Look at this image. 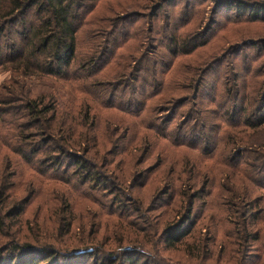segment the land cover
Listing matches in <instances>:
<instances>
[{
  "label": "trees",
  "instance_id": "obj_1",
  "mask_svg": "<svg viewBox=\"0 0 264 264\" xmlns=\"http://www.w3.org/2000/svg\"><path fill=\"white\" fill-rule=\"evenodd\" d=\"M103 1L0 0V72L10 74V79L0 86V236L5 238L0 241V264H69L73 261H76L75 264L78 261L87 264L83 261L85 259L88 264L154 263L153 260L152 263L149 261L150 255L145 256L141 251L149 242L152 243L150 236L146 235L149 225L139 229L127 223L134 231L135 238L116 241L120 244L114 252L94 244H80L79 249L68 250L74 246L73 243L62 251L57 247L59 242L56 243V240L51 243L41 241L39 237H34L33 242L17 239L15 233L9 232L12 226L9 220L23 214L24 205L29 200L16 201L8 191L12 187V167L29 170L38 177L34 180L36 184L47 181L82 190L80 200L96 202L104 216H115L119 222L125 221L124 218H128L133 211L130 207L133 202L122 189L125 185L124 174L135 182L140 179L145 181V175L157 172L155 183L168 185L153 200L159 201L162 206H171L173 202L177 216L176 221L167 222L160 233L154 231L158 237L155 247L173 250L191 236L195 222L191 218L197 203L201 201L200 207H206L204 200L209 197L207 186L211 172L209 167L205 168L203 161L215 160L217 165L212 169L219 177L222 172L232 174L241 185L240 190L235 184L219 188L223 205L232 210L231 214L242 225L241 234L236 231L237 245L242 249L239 252L241 259L254 250L255 245L258 248V243L264 247V236L249 233V228L256 229L257 234L261 233L258 218L264 214L263 202L260 197L253 196L243 181L245 177L248 183L264 188V145L257 146L262 151L249 150L252 148L249 145L250 137L264 131V92L260 95L259 87L251 95L250 92L243 94L241 105L237 107L235 102L240 93L235 88L224 87L221 94L223 102L208 113L221 124L212 125L209 117L194 106L205 71L187 68L190 63H186L184 72L176 69L170 75L169 84L164 82L162 77L169 73L177 60L189 57L207 43L200 40L204 34L201 32L185 39L170 35L168 43L161 42L163 32L157 22L158 13L164 6L177 0L149 3V17L154 21L146 30L148 36L145 39L151 41L152 51L145 52L136 60L129 57L125 46L134 40L135 35L124 29L128 28L127 25L120 27V24L130 22V16L112 20L110 31L104 32L99 41L88 38L90 41L82 52L78 34L85 26L86 15ZM207 1L214 3L215 10L224 6L233 10L237 21H241L243 13H246L245 21L264 22V1ZM140 16L135 22L142 20L146 14ZM141 30L136 35V42L142 38L144 30ZM263 43L250 44L256 48L257 56L264 54ZM236 48L240 50L242 47ZM117 50H122L119 56L116 55ZM107 65L109 69L103 70ZM191 69L193 72L188 73ZM37 81H51L61 86L69 84V105L61 106L53 93L37 91L33 85ZM161 95L166 104L158 108ZM228 103L229 107L225 110ZM183 108H188L181 115L183 122L170 129L169 122ZM235 115L236 121L233 120ZM110 125L114 126L113 129H110ZM222 125L230 128V131L223 134L220 139L221 151L214 155L219 144L212 146L213 137L206 132L210 133L212 129L219 131ZM247 129L252 134L244 131ZM107 133L109 135L106 137ZM169 138H172L169 141L172 146L180 149L177 159L172 162L171 159L160 158L152 166L142 169L141 166L149 161L147 151L137 157L142 144L143 150L154 151L151 141ZM122 143L125 144L123 147ZM239 145L243 146L240 152L247 159L244 167L237 164L243 157H231L230 154L231 149ZM181 148L198 152L200 158L184 154ZM118 156H121L120 161L116 162L115 157ZM133 156L137 161L134 164ZM12 157L15 159L12 160ZM115 164L123 172L118 170L115 176L107 177L104 172L117 169ZM163 166H169L170 173L166 177H161L166 173ZM138 168H141L140 171H137ZM51 173L56 176L51 177ZM174 183L182 190L170 193V186ZM184 190L188 193L184 194ZM110 196L113 199L107 201ZM165 198L169 199L167 204H163L167 201H164ZM180 198L184 204L177 200ZM60 200L58 215L63 217H60L58 229L63 227L69 232L73 222L72 210L65 198ZM161 205L149 206L146 212L161 208ZM182 210L184 213L178 217ZM79 228V231H83L82 225ZM124 242L128 245L123 246ZM197 244L200 247L199 240ZM194 250L189 248L184 253L191 258Z\"/></svg>",
  "mask_w": 264,
  "mask_h": 264
},
{
  "label": "rangeland",
  "instance_id": "obj_2",
  "mask_svg": "<svg viewBox=\"0 0 264 264\" xmlns=\"http://www.w3.org/2000/svg\"><path fill=\"white\" fill-rule=\"evenodd\" d=\"M151 1L153 3L157 2V0H104L98 4L91 13L86 15L85 26L81 28L78 34L81 51L84 52L87 43H89L90 39L88 38L99 41V37H101L104 32L108 33L110 31V25L115 19H123L127 16L131 17L129 19L130 22L128 24H120V27L124 28L123 26L127 25L126 27L128 28L124 29L127 30L129 34L131 33L132 36L135 35L134 40L129 41L125 45L126 49L129 51L127 53L129 57H131L132 60H136V58L141 57L145 52L152 51L150 47L151 41L145 39V37L148 36L146 30L148 28L150 29V25H152L154 21L149 17L151 8L149 9L148 5ZM214 6L213 2L207 0H177L163 7L158 13L159 19L157 22L163 32V37L161 38L163 44L168 43L170 35L175 36L176 39H185L200 32L204 33L200 40L206 41V45L194 51L189 57L177 60L169 73H166L165 77L162 78L168 85L171 81L170 75L176 69L184 72L186 63H192V66L189 64L187 68L194 67V69L205 71L202 73L204 80L199 89L198 99H196L194 106H196L197 111H201L209 117L210 124L220 125L221 121L215 117L211 118L208 113L215 110L216 106L223 102L221 94L222 91H224V87L226 88V86H228V89L235 88V90L240 93V96L237 97V101L235 102L237 107L241 105L243 94L250 92L249 95H251L252 92L259 87L260 95L264 92V54L262 56H257L258 52L256 48L254 49L253 46L250 45L252 43H256V45L257 43H263L264 22L245 21V16H247L246 13H243L244 16L241 21H237L238 19L233 10L225 8V6L224 8L218 7L215 10ZM143 14H146V16H143L144 18L142 20L135 22L141 17L140 15ZM139 30H144V32L140 41L136 42L135 38ZM91 34L92 36L89 37L88 35ZM238 46L242 48L237 50L236 47ZM121 53L122 50L116 51L117 56ZM232 53L236 54L233 55ZM161 54L165 57L162 52ZM108 69L109 67L107 65L103 70ZM104 72L105 71L102 73ZM192 72L191 69L188 73ZM9 75L8 72H0V86L10 79ZM33 85L37 91L55 94L61 106L69 105L68 94L70 91L67 88L69 84L61 86L60 83H55L54 85L51 81H37ZM73 94L78 96L76 93ZM191 94L192 92L190 91L189 95ZM212 99H215V102L211 103ZM164 104H166L165 98L162 97L158 108L164 106ZM228 107L229 103L226 105L225 110ZM187 109L188 108H183V110L169 122L170 129L175 128L179 123L183 122L182 116L186 113ZM233 120H237L236 115ZM102 126H104V124H102ZM222 126L223 127L219 131L212 129V132H206L207 135L213 137L211 138L212 146H214L215 143L219 144V147L215 149L216 152L214 155L221 151V137L224 133L226 134L230 131V128L224 127V125ZM113 127L114 126L110 125V129H113ZM244 131L247 134H252V131L249 129ZM119 134H121V132ZM108 135L109 133L105 134L106 137ZM172 138L151 141L155 147L154 151L152 149L143 150L144 147L142 144L141 150L137 153V157L141 154H145V151L148 152L149 157L148 163L141 166L142 169L149 165L152 166L156 163V160L160 158L162 160L168 158L171 159L172 162L177 159L176 157L180 155V153H178L180 149L177 150L172 146V143L169 142ZM124 145L125 144L122 143V147ZM249 145L252 147L249 148V150L254 152L262 151L258 149L257 146L264 145V131L252 135L249 140ZM242 148V145L236 148L234 147L231 149L230 154H232L231 157H243L237 164L240 166L243 164L244 167V163L247 162V159H245L246 157L240 152ZM181 149L186 155H191L194 158L199 157L198 152L194 153L183 148ZM120 157L121 156L115 157V161H120ZM14 159L15 158L12 157V160ZM131 159L132 164L137 162L134 156ZM203 163H205V168L208 169L209 167V171L211 172V177H209L207 186L209 197L204 200L206 207H200V204H202L201 201L197 203L191 218V221H195L191 236L181 242L183 245L180 244L178 248L173 250L166 249L162 246L155 247L156 238L158 237L155 235L154 231L158 230L157 233H160L163 226L167 222L176 221L177 216L175 212L176 205H173V202L171 206H162L159 201L156 200L155 202V200H153L157 198V193L160 192L165 185H168L167 183H161L160 185L157 182L155 183L156 177L158 176V173L155 171L145 175V181L140 179L135 182L130 177L128 178L127 174H124L125 185L122 186V189H124V195L126 194L132 200L131 202L133 203L130 207L133 211L129 209L131 215L128 216V218H124L125 221L122 220L123 223L119 222L115 216H104L99 211L96 202L91 200L90 202L80 200L82 190H76L74 187L49 183L47 181H41V183L36 184L34 180L36 181L38 177L29 170L26 168L17 169L16 167H12L13 170H11L12 174L10 175L12 187L8 191L14 200L23 201L27 199L29 202L24 205L23 214L17 219L9 220V224L12 225L11 231L9 232H11V234L15 233L14 235H16L17 239L21 241L33 242L34 237H39L41 241L51 243L53 240H56V243L59 242L57 247L62 251L66 250L70 243H73L74 246L69 247L68 250L79 249L80 244H94L93 246H103L107 251L114 252L120 244L115 243L116 241L118 242L119 239L126 241L127 238H135L134 231L126 225L127 223H132L135 225L133 227L139 229L149 225L150 228L146 235L150 236L149 238L150 240L152 239V243L150 244L149 242L141 251L144 252L145 256H151L149 261L152 263L153 260V264H264V247L260 246V243H258V248L255 245V249L247 252L246 257L241 259L242 256L239 252H241L242 249L237 245L236 235L241 234L242 225L239 220L233 217L231 214L232 210L223 205L224 202L220 198V186L223 185L228 188L235 184L240 190V183L232 177V174L228 175L222 172L221 177H219L218 173L212 169L215 164L217 165L215 160H204ZM253 163L256 164L254 161ZM168 167L169 166L164 168L163 166V170L166 171V173L162 174L161 177H166L170 173L168 172ZM116 168L117 169L114 171L107 170L104 173L107 177H112L118 174V170L123 172L120 166L116 165ZM140 169L141 168H138L137 171H140ZM50 176L55 177L56 174L51 173ZM243 181L253 193V196L260 197V200L263 202L262 207H264V188H261V186L259 188L248 183L245 177ZM31 183L33 185H31ZM140 183L143 185H139ZM170 188V193H176L177 189H180L177 183H174ZM185 190L183 193H188ZM87 194L90 195V197L92 196V194L88 192ZM61 198H63V200L65 198V201L69 202L72 210L73 222L69 232L65 231L63 227H59L60 229H58L60 217H63V215H58ZM111 199H113V196H110L107 201H111ZM119 199L125 201V198L120 197ZM98 200L100 201V196ZM177 200L182 202V198ZM164 201H166V203L163 202V204H167L169 199L165 198ZM152 205H161V208H156L152 212H146V209ZM113 207L115 209V206ZM108 212L110 213L109 208ZM183 213L184 210L178 214V217H181ZM65 217L67 221V216ZM258 221L259 224H257L261 233L257 234L256 229L252 228H249V233L253 234V236L260 235V237H262L264 236V214L262 218H258ZM235 224L236 226L234 227ZM80 225L83 226V229H81L83 231H79ZM236 231L238 234H236ZM4 234H6V231H4ZM2 240H5V238L0 236V241ZM197 240L200 241V247H197ZM125 245L127 246L128 243L124 242L123 246ZM189 248L199 251L196 252L194 250L193 254H191L193 257L188 258L184 250H189ZM152 256L155 260L152 259ZM83 261L88 264L87 259ZM75 262L76 261H73L71 263L75 264ZM78 262V264L81 263V261Z\"/></svg>",
  "mask_w": 264,
  "mask_h": 264
}]
</instances>
